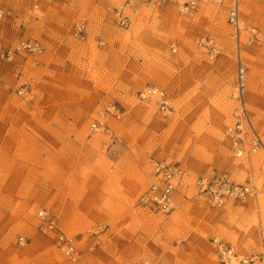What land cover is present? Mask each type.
<instances>
[{
  "label": "rangeland",
  "instance_id": "obj_1",
  "mask_svg": "<svg viewBox=\"0 0 264 264\" xmlns=\"http://www.w3.org/2000/svg\"><path fill=\"white\" fill-rule=\"evenodd\" d=\"M184 1L189 0H180ZM194 1V10L180 13L173 3L151 8L139 0H74L77 20L89 25L91 37L82 44L81 56L90 80L89 108L87 118L76 119H85L84 127L75 124L73 130L81 131L79 136L95 149L88 155V171H81L82 160L74 158L76 149L72 148L77 145L71 147L69 142L63 147L59 144L52 157V152L24 138L14 143L9 156L0 157V264L159 262L181 243L175 230L182 222L174 211L152 212L139 199L150 182V161L166 158L175 142L184 153L182 161L189 158L188 169L194 176L211 167L231 170L232 161H251L264 179L263 152L236 159L225 134L239 110L235 97L238 46L231 39L226 9L219 0ZM241 3V61L247 67L244 103L264 142V0ZM102 7L109 8L106 15ZM119 8L129 16L126 27L118 23ZM248 28L260 34L251 45L246 44ZM206 35L214 38L221 51L213 60L197 47ZM73 42L74 51L84 41ZM151 61L161 66H156L160 72L146 73L150 78L144 80L142 65ZM152 83L167 91L172 111L164 115L154 99H146L142 101L148 104L145 116L136 121L126 116L119 121L107 118L108 132L89 131L90 122L105 105L112 103L122 111L128 96L137 97ZM132 129L136 134H130ZM247 185L256 188L257 194L240 204L252 199L264 203L261 181ZM191 196L197 201L194 191ZM40 209L53 215L63 232L74 239L81 255L78 261L71 262L56 249L53 235L40 231ZM20 237L25 241L22 245ZM247 258L253 263L257 260Z\"/></svg>",
  "mask_w": 264,
  "mask_h": 264
},
{
  "label": "crops",
  "instance_id": "obj_2",
  "mask_svg": "<svg viewBox=\"0 0 264 264\" xmlns=\"http://www.w3.org/2000/svg\"><path fill=\"white\" fill-rule=\"evenodd\" d=\"M2 8L6 16L0 25V157L9 156V152L14 150V143L23 142L24 138L33 141L48 153L52 152V157L59 144H62L59 147H63L64 142L65 145L69 142L71 147L77 145L72 148L76 149L74 158L82 160L81 171H88V155L95 147L79 136L81 131L74 132L73 126L84 127L85 119L81 121L76 119L83 116L87 118L85 116L89 108L86 101L90 93V80L86 77L88 69H84L81 60L83 47L91 37L88 32L89 25L84 23L83 19L77 20L78 11L74 8V0H2ZM108 10L109 8L105 7L100 9L102 14ZM116 15L122 27L129 25L130 19L125 11L116 9ZM80 23L84 24V32L80 39H76L73 35L74 29ZM74 39L84 41L80 50L79 44L77 50H72ZM20 42H37L42 48V53L23 54L11 63L1 58L2 52ZM67 57L70 61L62 62ZM239 58L241 60V49ZM79 59L81 62L77 61ZM156 66L161 67L156 61L142 65L144 80L150 78L146 73L154 75L160 72ZM23 80L28 82V92L20 96L17 90ZM149 86L156 84L152 83ZM163 90L170 102L169 94ZM143 100L146 99H140L138 93L137 97L128 96L126 104L122 106V117L126 116L125 119L136 121V118L145 116L148 104H144ZM155 102L158 108L157 100ZM172 109L170 106L168 112ZM95 117L91 124L99 119V116ZM106 126L105 131L108 132L107 122ZM89 131L92 133L90 127ZM91 133H87L88 136H103ZM130 134H136L135 129H132ZM102 143L105 145V142ZM170 151L166 158L158 156V159H153L186 169L189 184L179 187L173 198L174 214L182 222L176 228L175 236L180 237L181 243L171 252H166L167 254L155 264H218V257L212 244L214 238L231 244L246 257L254 256L257 260L253 264H264V203L259 199H252L245 204L227 202L224 207L217 209L201 200L194 201L191 196L193 191L195 196L194 182L203 172L197 176L192 174L194 172L188 169L189 158L186 157L182 161L184 153L182 156L176 142ZM233 156L236 158L234 154ZM232 167L231 170L215 167L210 169L226 170L236 181L241 180L246 185L261 181L264 187V179L261 180L258 170L251 161H247V164L232 161ZM262 194L264 195V192ZM181 195L183 199L179 200L178 197Z\"/></svg>",
  "mask_w": 264,
  "mask_h": 264
},
{
  "label": "built area",
  "instance_id": "obj_3",
  "mask_svg": "<svg viewBox=\"0 0 264 264\" xmlns=\"http://www.w3.org/2000/svg\"><path fill=\"white\" fill-rule=\"evenodd\" d=\"M151 8H159L165 4H176L180 13H187L194 10L196 2L194 0L180 2V0H139ZM226 9L227 24L231 28V39L238 46V58L236 62V82L235 97L239 102V110L235 115V120L226 127L225 134L230 142V149L236 158H247L250 155L262 151L264 154V142L253 126L246 106L244 104V94L246 91L247 67L239 58L241 34L243 23L240 17L241 0H219ZM6 16L0 0V25ZM123 23V22H122ZM247 45L259 40L260 34L254 28H248ZM84 32V24L75 26L74 37L81 38ZM197 47L205 50L208 58H217L221 51L215 40L211 36H203L197 41ZM171 51L176 52L175 44L170 45ZM42 48L37 42H20L13 48L1 53V58L7 62H12L17 57L26 54H41ZM28 92V82L23 80L17 94L26 95ZM140 99L157 100L158 109L162 113H167L170 102L165 91L156 86H147L139 93ZM122 117L120 109L108 103L100 111L99 119L90 125L92 132H102L107 129L106 119L111 118L119 121ZM152 174L147 189L141 195L139 201L148 207L152 212L169 214L174 209V194L179 187L185 185L188 174L186 169L165 161L151 160ZM195 197L206 205L213 208L223 207L228 201L243 203L248 196L257 194L256 188L237 182L226 170L210 169L199 175L194 182ZM37 217L42 221L40 231L43 234H52L54 245L58 251L68 257L71 262H76L81 255L77 250L74 239L65 234L58 226L55 218L40 209ZM24 238H19V244H24ZM212 244L218 257V264H253L252 259L239 256L235 248L228 243L214 238Z\"/></svg>",
  "mask_w": 264,
  "mask_h": 264
}]
</instances>
